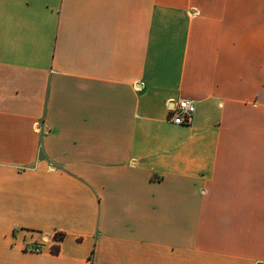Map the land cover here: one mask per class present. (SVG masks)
<instances>
[{"label":"crops","instance_id":"crops-1","mask_svg":"<svg viewBox=\"0 0 264 264\" xmlns=\"http://www.w3.org/2000/svg\"><path fill=\"white\" fill-rule=\"evenodd\" d=\"M0 264H264V0H0Z\"/></svg>","mask_w":264,"mask_h":264},{"label":"built area","instance_id":"built-area-1","mask_svg":"<svg viewBox=\"0 0 264 264\" xmlns=\"http://www.w3.org/2000/svg\"><path fill=\"white\" fill-rule=\"evenodd\" d=\"M196 111V101L193 98L183 97L177 101L169 102V117L168 119L178 125H186L192 122ZM31 250L39 252L42 250L40 244H35Z\"/></svg>","mask_w":264,"mask_h":264}]
</instances>
